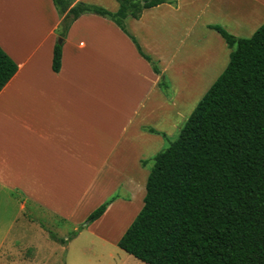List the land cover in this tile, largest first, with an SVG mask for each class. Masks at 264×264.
<instances>
[{"label":"crops","instance_id":"1","mask_svg":"<svg viewBox=\"0 0 264 264\" xmlns=\"http://www.w3.org/2000/svg\"><path fill=\"white\" fill-rule=\"evenodd\" d=\"M77 1L112 12L118 7L116 0H74ZM202 5L191 13L179 0L174 4L162 3L142 10L138 18L126 17L124 26L162 72L168 61L177 65L178 59L183 62L191 59L188 51L193 46L188 45V37L198 35L201 39L208 31L220 36L208 26L217 23L204 17L196 28L197 17L203 15L200 11H205V4ZM207 8L214 13H227L233 23L231 32L236 36H250L264 23V0H207ZM59 21L52 0H0V47L17 64L16 72L0 90V264H6L5 261L16 264V260L12 261L14 257L18 258L17 264H73L68 262L67 231L63 232L61 227L55 232L45 230L39 220H32V209L40 210L39 218L77 227L114 190L117 191L115 199L90 224L102 222L110 214L112 203L121 197L119 191L128 196L121 201L124 206L120 209L121 216L127 213L128 204L131 207L135 203L134 195H141L142 199L145 191L147 172L139 167L140 156L132 161L140 173L139 178L127 165L126 158L131 159L135 147L131 137L138 136L146 143L155 138L149 136L153 133L148 131L149 110L145 102L151 99L155 110L158 105L164 106L157 98L163 95L158 86L159 75L137 52L126 33L110 19L94 13H83L72 22L61 39L59 70L53 71L52 50L58 40ZM223 41L221 39L219 46L218 64L228 60L229 48ZM182 47L184 52L179 53ZM117 50L121 56L129 54L123 58L128 61L127 65L134 62L137 66L132 84L138 86L142 94L130 112L135 116L121 123L114 112L109 110L108 116L102 117L103 108L84 107L80 100L84 94L92 99L100 96V91L96 95L95 91L103 86L99 82L101 76L109 88H114L106 80L111 78V73L101 67L117 62ZM89 70L86 77L91 75L92 83L87 79L85 86L83 78ZM192 70H196L194 62L186 71ZM58 106L66 110L72 107V112L81 117L71 136L63 135L62 126L52 119L46 121V113H54L59 110L55 108ZM89 121L96 125L97 131ZM118 124H122L119 134L115 131L117 136L112 135L111 129L118 128ZM146 126L148 129L143 128ZM154 149L147 148L142 154L154 155ZM70 167L75 170L71 176ZM84 175L89 180L84 181L82 192L75 193L77 185L70 179ZM85 203L90 205L83 207ZM15 227L19 230L13 234ZM73 231L76 232L73 239L82 232L78 227ZM8 241L10 246H6Z\"/></svg>","mask_w":264,"mask_h":264},{"label":"trees","instance_id":"2","mask_svg":"<svg viewBox=\"0 0 264 264\" xmlns=\"http://www.w3.org/2000/svg\"><path fill=\"white\" fill-rule=\"evenodd\" d=\"M117 2L112 12L79 1L52 0L60 17L58 39L83 13L106 17L131 38L165 90L167 78L128 34L124 20L176 0ZM208 26L224 39L228 61L177 137L151 158L142 206L116 242L146 264H264V23L248 37L217 24ZM61 45L56 40L53 46V71L60 67ZM16 70L0 47V90ZM114 199H105L86 219L99 218Z\"/></svg>","mask_w":264,"mask_h":264},{"label":"rangeland","instance_id":"3","mask_svg":"<svg viewBox=\"0 0 264 264\" xmlns=\"http://www.w3.org/2000/svg\"><path fill=\"white\" fill-rule=\"evenodd\" d=\"M117 2V0H116ZM180 5L189 10L191 13L194 12L195 8H202V4H205V11L201 12L203 15L197 17L196 20V28H199L200 22L202 18H206L209 21L220 24L224 27L228 32L236 35L233 31V23H231L230 18L227 13H214L210 8L206 9L207 0H179ZM189 3V5H188ZM118 4V2H117ZM215 32H205L201 39H198V35H194L187 38L188 45L193 46V48H189V56L191 59L185 60L184 62L180 59L177 61L179 64L173 62H167L164 64V71L161 73L167 78L169 85L164 90H162V96L158 95L157 98L159 101H163V105H158V108L153 109L151 105V99H146V105H148V121L147 125L152 129L153 127L159 131H152L153 134L149 136L155 137L151 143H146L142 138L138 136L131 137L133 144L135 147L132 149V156L130 158H126L129 168L136 175L137 178L140 177V173L136 171V165L132 164L135 158L139 155L140 158L138 160L139 167L143 168L144 173L149 172L150 167L152 166L151 155L142 154L143 150L147 148L153 149L154 152H158L167 146L171 141H173L179 132V129L185 122V119L192 111L197 101L203 95V93L207 90L210 84L215 80V78L219 75L222 69L225 67L228 60L223 61L218 64L217 57L221 53L220 50V42L221 38L219 35H214ZM248 35L250 34L249 30L247 31ZM221 38H219V37ZM197 37V38H196ZM248 37V36H245ZM200 38V37H199ZM198 39V40H196ZM215 41V42H214ZM224 42V41H223ZM197 43V44H196ZM183 47L180 49L179 53H183ZM104 50H101L100 53H103ZM136 54L133 53V57L136 60ZM113 57V53L111 54ZM129 57L128 55L121 56L117 50L115 61L116 63H111L109 66L101 67V69L105 71H109L112 76H115L114 79L107 77L106 80L111 83L110 86L114 85V88H109L106 84L105 80H101L102 76L99 79V82L103 85L99 87V90L96 89V93H99L100 96L92 99L91 97H87L85 94L84 98L80 100L83 103L84 107H101L103 108V112L101 114L102 117L108 116L107 111L114 112L116 115V120L118 123H121L123 120H127L130 112L133 110L134 106H137L138 101L141 97V91L138 86L132 84V80L135 75V71L137 70V66L135 67V63H130L127 65V60L123 58ZM227 57V56H226ZM180 60V61H179ZM176 61V62H177ZM195 63L196 70H192L187 72L188 65ZM207 62V64H205ZM200 64V65H199ZM134 65V66H133ZM161 66V65H160ZM97 67H95L96 69ZM92 70V68H91ZM89 71H85V76L83 78V84L86 86L87 79L92 83V77L89 75L86 77ZM100 75H102L100 73ZM109 78V79H108ZM116 95L115 97L113 96ZM129 95H133V97H129ZM145 100V99H144ZM150 104V105H149ZM64 106V105H63ZM60 108V106L55 107ZM69 110L59 109L54 113L47 112L45 117L46 121L52 119L53 122L62 126L61 133L63 135L71 136L76 131V123H79L80 116L75 115L72 112V107H68ZM158 111V115L156 112ZM135 115H132V118ZM143 116H146L143 114ZM138 117V116H137ZM141 117V115H140ZM126 122V121H125ZM123 122V123H125ZM136 122V120H135ZM148 122L150 124H148ZM153 122H158L157 124H153ZM90 125L93 127L95 131L96 125L90 122ZM103 123V120H102ZM122 123V124H123ZM121 124V125H122ZM118 124V128L111 129L110 133L112 135L117 136V133L120 132V127ZM148 127H143L148 129ZM148 129V131H149ZM117 133H116V132ZM144 132V131H142ZM151 132V131H149ZM146 133V132H144ZM158 133V134H157ZM106 134L104 133L103 136ZM129 153V150L127 151ZM131 152V150H130ZM150 158V159H149ZM144 162V164H142ZM141 165V166H140ZM145 165V166H144ZM81 172V168H79V173ZM75 174V170L70 167V176ZM146 175V174H145ZM88 176L84 175V177L79 179H70V182L76 183L77 187H74L75 193L78 191L82 192V185L88 182ZM135 177V176H134ZM147 177V176H146ZM87 179V180H86ZM86 182L84 183V181ZM140 180V179H139ZM146 181V180H145ZM145 190V189H144ZM145 192V191H144ZM117 191H113L107 197L115 195ZM121 196L119 199H116L112 205V209L110 210V214L104 218L102 222L90 224L89 220L86 217L82 220V222L77 225L79 230H82L80 236L76 239H73L75 233L73 229L77 227H73L71 224H61L58 225L55 221H51L48 218H39L38 213L40 210L38 208L32 209V220H39L45 230L55 232V230L61 227L62 231L68 234L70 240L69 246V258L68 262L73 264H146L132 255L126 253L122 249H120L116 242L119 239V236L123 234L127 226L132 222L139 209L141 208L142 199L141 195H134L135 199L132 200L135 203L129 207L127 206V213L124 216H121L123 211H120L122 207L121 201H124L128 196L125 195V192H120ZM106 197V198H107ZM124 199H123V198ZM133 197V196H132ZM143 198V197H142ZM85 201L83 200L82 203ZM90 203H85L83 207L89 206ZM37 213V214H36ZM41 216L43 215L40 213ZM128 215V216H127ZM40 216V217H41ZM121 216V217H120ZM38 217V218H37ZM88 221V222H87ZM55 222V223H54ZM88 227V228H87ZM22 229V227H20ZM19 230V227L14 228V233ZM35 233V232H32ZM31 234V232H28ZM12 235V234H11ZM10 235V236H11ZM11 242H7L6 246H10ZM13 251V250H12ZM16 256V255H15ZM16 260V261H15ZM12 261H15L16 264L18 262V258H12ZM6 264H15L14 262L5 261Z\"/></svg>","mask_w":264,"mask_h":264},{"label":"water","instance_id":"4","mask_svg":"<svg viewBox=\"0 0 264 264\" xmlns=\"http://www.w3.org/2000/svg\"><path fill=\"white\" fill-rule=\"evenodd\" d=\"M59 41L61 40V39H58ZM88 222V221H87Z\"/></svg>","mask_w":264,"mask_h":264}]
</instances>
